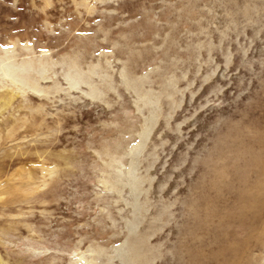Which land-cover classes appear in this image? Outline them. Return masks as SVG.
I'll list each match as a JSON object with an SVG mask.
<instances>
[{"label":"rangeland","instance_id":"1","mask_svg":"<svg viewBox=\"0 0 264 264\" xmlns=\"http://www.w3.org/2000/svg\"><path fill=\"white\" fill-rule=\"evenodd\" d=\"M0 264H264V0H0Z\"/></svg>","mask_w":264,"mask_h":264}]
</instances>
